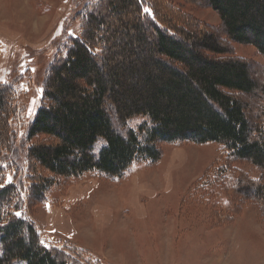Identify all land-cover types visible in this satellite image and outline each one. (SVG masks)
Returning <instances> with one entry per match:
<instances>
[{
  "label": "trees",
  "instance_id": "1",
  "mask_svg": "<svg viewBox=\"0 0 264 264\" xmlns=\"http://www.w3.org/2000/svg\"><path fill=\"white\" fill-rule=\"evenodd\" d=\"M205 5L218 16L222 39L170 0H79V33L48 67L18 149L16 92L0 85V264H102L73 245L45 247L21 213L22 195L42 203L60 183L87 173L122 180L134 164L159 161L162 144L221 145V182L264 217V103L253 128L241 101H264V71L258 84L229 48L250 46L264 57V0ZM241 161L258 170L257 180L241 184L230 166Z\"/></svg>",
  "mask_w": 264,
  "mask_h": 264
},
{
  "label": "rangeland",
  "instance_id": "2",
  "mask_svg": "<svg viewBox=\"0 0 264 264\" xmlns=\"http://www.w3.org/2000/svg\"><path fill=\"white\" fill-rule=\"evenodd\" d=\"M170 1L223 38L218 16L205 0ZM78 2L0 0V85L11 84L16 92L17 115L11 122L16 148L40 106L48 67L67 38L79 33ZM229 45L262 84L264 57L253 47ZM258 97H241L253 128L264 103ZM141 122L134 119L131 126ZM159 149V161L134 164L122 180L87 173L60 183L42 203L22 195L21 213L34 223L45 247L73 245L102 264H264V217L252 201L221 182L223 147L177 143ZM230 166L241 172V184L246 177L259 178L247 162ZM5 175L9 181L12 171Z\"/></svg>",
  "mask_w": 264,
  "mask_h": 264
},
{
  "label": "snow or ice",
  "instance_id": "3",
  "mask_svg": "<svg viewBox=\"0 0 264 264\" xmlns=\"http://www.w3.org/2000/svg\"><path fill=\"white\" fill-rule=\"evenodd\" d=\"M145 11H147V10H145ZM17 215H19V214H17Z\"/></svg>",
  "mask_w": 264,
  "mask_h": 264
}]
</instances>
